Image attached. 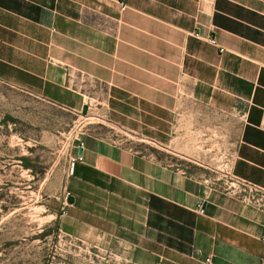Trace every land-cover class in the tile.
<instances>
[{
	"label": "crops",
	"instance_id": "0c3cea01",
	"mask_svg": "<svg viewBox=\"0 0 264 264\" xmlns=\"http://www.w3.org/2000/svg\"><path fill=\"white\" fill-rule=\"evenodd\" d=\"M0 82L112 129L60 195L89 264H264V0H0Z\"/></svg>",
	"mask_w": 264,
	"mask_h": 264
},
{
	"label": "rangeland",
	"instance_id": "374dc122",
	"mask_svg": "<svg viewBox=\"0 0 264 264\" xmlns=\"http://www.w3.org/2000/svg\"><path fill=\"white\" fill-rule=\"evenodd\" d=\"M93 120L0 82V264H89L94 258L58 225L74 136L112 130Z\"/></svg>",
	"mask_w": 264,
	"mask_h": 264
},
{
	"label": "built area",
	"instance_id": "2783aa9c",
	"mask_svg": "<svg viewBox=\"0 0 264 264\" xmlns=\"http://www.w3.org/2000/svg\"><path fill=\"white\" fill-rule=\"evenodd\" d=\"M121 8L123 9L125 6L122 2H120ZM208 41L212 44H215V38L212 36L208 37ZM78 141H80V138H76ZM81 145V142L79 143ZM80 155H69V165L76 160H80ZM233 181L237 183V186L234 187L235 189V195L238 197L241 201H244L248 204H251L257 208H260L264 210V189L260 188L259 186H256L254 184H251L244 180H239L237 178H234L232 176H229ZM230 179V180H231ZM65 208L62 207L60 210L59 215H63L65 213ZM200 212H202V209H199ZM95 257V256H94ZM205 261L207 263H211V259L209 256L205 257Z\"/></svg>",
	"mask_w": 264,
	"mask_h": 264
},
{
	"label": "water",
	"instance_id": "95a60500",
	"mask_svg": "<svg viewBox=\"0 0 264 264\" xmlns=\"http://www.w3.org/2000/svg\"><path fill=\"white\" fill-rule=\"evenodd\" d=\"M86 109H87V108H86V106H85V107H83V109H82V113H84V114H85V113H86ZM80 151H81V150L79 149V152H80Z\"/></svg>",
	"mask_w": 264,
	"mask_h": 264
}]
</instances>
